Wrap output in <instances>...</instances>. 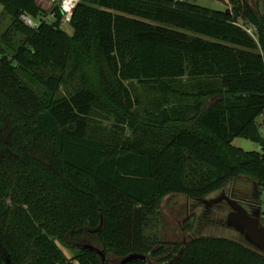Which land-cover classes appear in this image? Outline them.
Returning <instances> with one entry per match:
<instances>
[{
  "label": "trees",
  "instance_id": "1",
  "mask_svg": "<svg viewBox=\"0 0 264 264\" xmlns=\"http://www.w3.org/2000/svg\"><path fill=\"white\" fill-rule=\"evenodd\" d=\"M228 1L239 18L187 0H81L70 33L57 2L0 0L12 20L0 34V244L15 264H74L58 241L102 264L70 244L84 235L121 264H264L246 241L149 235L169 195L204 201L241 177L256 201L264 191V0ZM133 81L149 86V116ZM99 106L134 134L90 136ZM132 254L143 258L123 262Z\"/></svg>",
  "mask_w": 264,
  "mask_h": 264
},
{
  "label": "rangeland",
  "instance_id": "2",
  "mask_svg": "<svg viewBox=\"0 0 264 264\" xmlns=\"http://www.w3.org/2000/svg\"><path fill=\"white\" fill-rule=\"evenodd\" d=\"M38 1L39 4L47 10H51L56 3L55 0ZM187 1L214 10L225 11L226 9V6L220 0ZM257 2L262 4V0H252L254 5H256ZM260 7L262 6L260 5ZM1 11L2 5H0V12ZM11 21L9 15L0 13V34L7 29ZM64 29L72 33L70 25H65ZM129 84L135 90L141 101V105H136V111L142 116L151 115L152 104L150 103L151 92L149 91V86L136 81ZM94 115L95 117L90 127V136L96 139L113 142L114 139L123 135L131 136L134 134V129L131 126L120 125L117 122V117L102 106L95 108ZM257 122L261 134L264 137V113L258 117ZM233 144L246 151L261 152L263 150L259 143L243 137L235 138ZM256 192L257 186L255 182L248 177H241L229 182L223 189L212 193L204 201L189 199L184 195H169L164 198L161 207V218L159 222L149 230V235H158L163 241L176 243L187 242L191 236L202 235L220 236L246 241L237 228L228 224L227 216L231 211L228 202L222 200L221 202L214 203V200L222 196L235 198V195L236 199L240 200V202L249 209L251 208V204L257 203L255 200L257 196ZM260 202L262 207V225L264 226V191L260 197ZM188 222L192 224L191 231L186 230V224ZM77 243L96 249V251L105 256L106 264L121 263L120 258L106 254L103 247L98 244L93 237L84 235L79 241L70 240V244H73V246H76ZM57 244L68 260L75 261L74 256L77 252L76 249L70 248L59 241Z\"/></svg>",
  "mask_w": 264,
  "mask_h": 264
},
{
  "label": "water",
  "instance_id": "3",
  "mask_svg": "<svg viewBox=\"0 0 264 264\" xmlns=\"http://www.w3.org/2000/svg\"><path fill=\"white\" fill-rule=\"evenodd\" d=\"M226 6L225 12L232 14L235 18L240 17V11L236 6H232L228 0H220ZM226 200L231 208L229 218L233 221L228 222L229 225L234 226L246 239L251 246L264 251V226L262 225V207L256 208L255 212L251 214L246 206L236 198L229 196H222L214 200V203ZM142 257L137 254H132L126 257L123 262L134 258Z\"/></svg>",
  "mask_w": 264,
  "mask_h": 264
},
{
  "label": "built area",
  "instance_id": "4",
  "mask_svg": "<svg viewBox=\"0 0 264 264\" xmlns=\"http://www.w3.org/2000/svg\"><path fill=\"white\" fill-rule=\"evenodd\" d=\"M60 8L61 11L63 13V19H62V27H64L65 25H69L74 11L76 10V7L78 6V4L80 3L81 0H55ZM178 1V0H176ZM39 2V1H38ZM22 19L25 21V23L31 27H37L38 26V21L34 20L32 17L28 16V15H22ZM251 36H253L255 39H257L256 36V29L253 26L244 24L243 22L239 23ZM256 204V208H258L259 206H261V204L259 202L255 203Z\"/></svg>",
  "mask_w": 264,
  "mask_h": 264
},
{
  "label": "flooded vegetation",
  "instance_id": "5",
  "mask_svg": "<svg viewBox=\"0 0 264 264\" xmlns=\"http://www.w3.org/2000/svg\"><path fill=\"white\" fill-rule=\"evenodd\" d=\"M261 204L260 201H257ZM251 208H249V212L251 214H253L256 210V204H251L250 206ZM227 221L232 223L233 221L231 220V218H229V214L227 216ZM92 249V252H94L97 256H98V259L102 262V264H106V258L104 255H102L100 252L96 251V249L94 248H91ZM77 254H75L74 258L76 257ZM74 264H79V262L77 260L73 261ZM0 264H15L9 253L5 250V248L2 246V244H0ZM121 264V263H120Z\"/></svg>",
  "mask_w": 264,
  "mask_h": 264
},
{
  "label": "crops",
  "instance_id": "6",
  "mask_svg": "<svg viewBox=\"0 0 264 264\" xmlns=\"http://www.w3.org/2000/svg\"><path fill=\"white\" fill-rule=\"evenodd\" d=\"M234 142V141H233Z\"/></svg>",
  "mask_w": 264,
  "mask_h": 264
}]
</instances>
